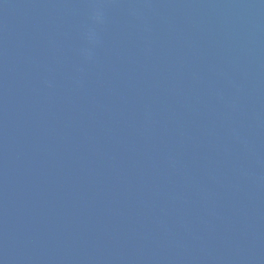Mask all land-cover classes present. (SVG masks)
<instances>
[{"label": "water", "instance_id": "95a60500", "mask_svg": "<svg viewBox=\"0 0 264 264\" xmlns=\"http://www.w3.org/2000/svg\"><path fill=\"white\" fill-rule=\"evenodd\" d=\"M0 264H264V0H0Z\"/></svg>", "mask_w": 264, "mask_h": 264}]
</instances>
